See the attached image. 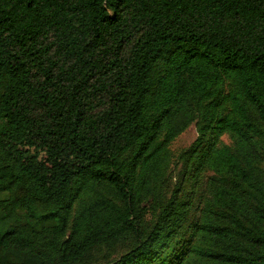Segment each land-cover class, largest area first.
I'll list each match as a JSON object with an SVG mask.
<instances>
[{"label": "trees", "instance_id": "trees-1", "mask_svg": "<svg viewBox=\"0 0 264 264\" xmlns=\"http://www.w3.org/2000/svg\"><path fill=\"white\" fill-rule=\"evenodd\" d=\"M0 264H264V0H0Z\"/></svg>", "mask_w": 264, "mask_h": 264}, {"label": "rangeland", "instance_id": "rangeland-1", "mask_svg": "<svg viewBox=\"0 0 264 264\" xmlns=\"http://www.w3.org/2000/svg\"><path fill=\"white\" fill-rule=\"evenodd\" d=\"M196 138V130L194 126H190L184 131L170 146L173 152H179L187 148ZM225 143L228 142L227 138H223Z\"/></svg>", "mask_w": 264, "mask_h": 264}]
</instances>
